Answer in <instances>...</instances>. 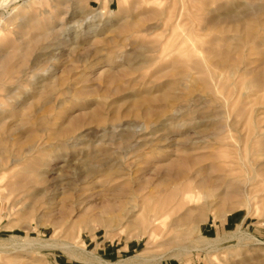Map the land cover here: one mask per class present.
<instances>
[{"label": "rangeland", "instance_id": "1", "mask_svg": "<svg viewBox=\"0 0 264 264\" xmlns=\"http://www.w3.org/2000/svg\"><path fill=\"white\" fill-rule=\"evenodd\" d=\"M1 14L0 45L14 42L4 53L19 48L6 82L22 88L0 91V112L31 101L23 110L45 115L46 95L32 94L38 73L76 89L57 96L47 133L0 125V137L15 131L0 143V264H264V87L252 83L264 69V0H17ZM18 16L43 24L22 28ZM47 26L78 37L69 54L53 60L41 49L49 40H33ZM89 31L96 35L85 39ZM131 94L144 102L134 106ZM42 135L41 151L26 157ZM144 138L155 144L136 152ZM66 141L76 148L59 149ZM81 146L97 151L98 172L88 173ZM18 156L23 163H13ZM185 156L194 160L182 169L204 171L179 183L167 167ZM249 162L262 172L245 185ZM204 178L243 184L233 195L200 186Z\"/></svg>", "mask_w": 264, "mask_h": 264}, {"label": "bare ground", "instance_id": "2", "mask_svg": "<svg viewBox=\"0 0 264 264\" xmlns=\"http://www.w3.org/2000/svg\"><path fill=\"white\" fill-rule=\"evenodd\" d=\"M15 1H17V0H0V8H2V9H6L7 7H9L10 6V2L12 3V2H15ZM28 2V1H27ZM31 2H33V1H31ZM30 2V3H31ZM25 3V2H24ZM18 7H15L14 8V10H16ZM25 8V7H24ZM181 11V10H180ZM28 11H27V9H26V13H27ZM38 15H40V14H38ZM7 16V15H6ZM30 17V16H29ZM27 18V17H25V16H22V17H20L19 18V16L16 18V19H21V27L22 28H25L26 26H28V25H30V23H32V22H35L36 24H38V25H40V23L42 22H38V20H36V19H34V18ZM125 17V16H124ZM174 17V16H173ZM4 15L3 14H1L0 15V23L1 22H3L4 21ZM45 18V17H44ZM120 18H122V17H120ZM176 18V17H175ZM18 19V20H19ZM40 19V18H39ZM125 19V18H124ZM169 19V18H168ZM174 19V18H173ZM179 19V18H178ZM41 20V19H40ZM46 20H48V18L46 19ZM120 20V19H119ZM173 21H176L175 19L173 20ZM172 21V22H173ZM179 22L178 23H180V19L178 20ZM245 21V20H244ZM52 22V21H51ZM119 22V21H118ZM166 22V21H165ZM246 22V21H245ZM250 22V21H249ZM48 23H50V21L48 22ZM48 23H46V24H48ZM116 23H117V21H116ZM120 23V22H119ZM174 23V22H173ZM241 23H243L242 21H240L239 20V22H238V24H236V25H234V28H236V30H239V28H240V24ZM41 24H43V23H41ZM45 24V23H44ZM53 24V23H52ZM51 24V25H52ZM110 24V23H109ZM162 24V23H161ZM165 24V23H164ZM247 24V23H246ZM32 25V24H31ZM49 25V24H48ZM170 25V27H168V28H171V24H169ZM174 25V24H173ZM253 25V24H252ZM258 25V24H257ZM6 26L7 25H4V27L6 28ZM36 26V25H35ZM44 26V25H43ZM50 26V25H49ZM58 26V25H57ZM108 26V25H107ZM114 26V25H113ZM125 26V25H124ZM179 26V25H178ZM178 26H177V28H178ZM0 27H2V25H0ZM17 27V26H16ZM42 27V26H41ZM45 27V26H44ZM48 27V26H47ZM111 27V26H110ZM109 27V28H110ZM173 27V26H172ZM180 27V26H179ZM242 27V26H241ZM245 27H246V25H245ZM248 27V26H247ZM251 27V26H250ZM108 28V27H107ZM106 28V29H107ZM109 28H108V30H109ZM2 29H4V28H2ZM20 29V28H19ZM44 29V28H43ZM92 29V28H91ZM114 29H115V27H114ZM232 29V28H231ZM22 30V29H21ZM90 30V29H89ZM139 30V29H138ZM137 30V31H138ZM173 30V29H172ZM232 30H234V29H232ZM232 30H229V31H232ZM5 31V30H4ZM67 30H65L64 28H56V26L55 27H48V28H45V30H44V32L43 33H41V34H39V35H37V36H34V39L33 40H36L37 42L39 41V40H41V39H43V41H44V39H48L49 41V43H48V45L45 47H43V48H41V49H43L45 52H46V55L49 57H51L53 60H57L60 56H64L65 54H67L68 52L66 51V47H68V42L69 41H72V40H75L76 39V37L77 36H75L74 38L71 36V35H67L68 34V32H66ZM134 31V30H133ZM245 31H246V29H245ZM28 32V31H27ZM96 32V31H95ZM132 32V31H131ZM130 32V33H131ZM138 32H140V31H138ZM138 32H135L136 34L138 33ZM248 31H246L245 33H247ZM256 32H257V30H256ZM115 33H116V30H115ZM120 33V32H119ZM129 33V34H130ZM244 33V34H245ZM23 34V33H22ZM128 34V33H127ZM133 34H134V32H133ZM135 34V35H136ZM249 34H251V33H249ZM25 35V34H24ZM24 35L22 36V39H23V41H22V44H25L27 47H28V49L31 47V44H32V41L33 40H31L32 38L31 37H29V39L30 40H27L26 38H24ZM36 35V34H35ZM91 35H96V34H93V32L92 31H89V33H88V35H86L85 36V39H89L90 37H91ZM118 35V34H117ZM120 35V34H119ZM121 35H123V34H121ZM134 35V36H135ZM251 35H253L254 36V34H251ZM257 35H259V34H257ZM27 36V35H26ZM8 38H9V36H7ZM21 37V36H20ZM125 37V36H124ZM130 37H132L131 36V34L130 35H127V37L126 38H130ZM239 36H237V38H238ZM245 37V36H244ZM252 37V36H251ZM4 38H6V37H4ZM7 38V39H8ZM11 38V37H10ZM28 38V37H27ZM78 38V37H77ZM125 38V39H126ZM246 38V37H245ZM249 37H247V39H248ZM124 39V40H125ZM132 39V38H131ZM241 42H243L245 39H243L241 36H240V38H238ZM255 39V37L253 38V40ZM9 40V39H8ZM122 40V39H121ZM121 40H120V42H121ZM130 40V39H129ZM249 40V39H248ZM5 41V40H4ZM7 41V40H6ZM14 41V40H13ZM86 41V40H85ZM217 41V40H216ZM246 41V40H245ZM75 42V41H74ZM118 42V41H117ZM9 43H12V42H7V43H5V44H3V45H0V91H7V93L8 94H11V92H12V90L14 89V91H15V89H16V91H17V89H19V87H20V84H16L15 85V88H11L10 87V85H9V87H8V85H7V83L8 82H6V80H7V76L9 77L10 76V78H13L12 76H13V74H15L16 72H17V69H18V67L20 66V64H16V65H14V66H10V62H11V58L15 55L14 54V51L15 50H18L19 48H17L16 47V45H15V47L16 48H13L14 49V51H13V53L11 52V51H9L8 52V50H6V52L4 53V50H5V47L7 48L8 47V44ZM116 43V42H115ZM12 44H14V42L12 43ZM74 45H75V43H73ZM76 44H78V42L76 43ZM80 44V43H79ZM78 44V45H79ZM72 45V44H71ZM73 45V46H74ZM12 46V45H11ZM18 46V45H17ZM65 47V48H63V47ZM72 46V47H73ZM75 46H77V45H75ZM240 46V45H239ZM70 47V46H69ZM235 47H238L237 45H235ZM76 48V47H75ZM75 48L73 49L74 50V52H75ZM235 49V48H234ZM99 50V49H98ZM232 50H233V48H232ZM58 51V53L59 54H56V52ZM69 51V50H68ZM23 52V51H22ZM99 52V51H98ZM153 52V51H152ZM7 53V54H6ZM13 54V55H12ZM41 54H43V55H45L44 53H41ZM69 54V53H68ZM144 54H145V52H144ZM142 55L141 57H143V60L145 61V62H143V63H146V62H152L153 60H152V58H150L147 54H145V55ZM229 54V53H228ZM141 55V54H140ZM152 56H153V54H152ZM43 56L41 55V58H42ZM46 57V56H45ZM48 57H46V58H48ZM154 57V56H153ZM40 58V56L38 57V59ZM60 59V58H59ZM114 59V58H113ZM134 59V58H133ZM136 59V58H135ZM47 60V59H46ZM103 60V59H102ZM142 60V59H141ZM42 61V60H41ZM107 61V60H106ZM110 61V60H109ZM112 61H114V60H112ZM132 61V60H131ZM222 61H224V60H222ZM22 62H23V60H22ZM38 62V60L36 59L35 60V62H34V64H36ZM52 62V61H51ZM53 63H54V61H53ZM100 63H102V62H100ZM99 63V64H100ZM105 63V62H104ZM107 63H110V62H107ZM120 64V63H119ZM122 65H123V63H121ZM37 65V64H36ZM35 65V66H36ZM112 65H113V62H112ZM41 66V65H40ZM107 66V65H106ZM109 66V65H108ZM119 66V65H118ZM117 66V67H118ZM247 66V65H246ZM111 68H112V66H110ZM109 67V68H110ZM232 68H231V70L232 71H234V69H235V66H231ZM39 68V67H38ZM42 68V67H41ZM114 68V67H113ZM120 68V67H119ZM20 69V68H19ZM51 69H53V68H51L50 67V71H51ZM98 69V68H97ZM100 69L102 70V68L100 67ZM117 69V68H116ZM230 69V68H229ZM239 69H241V68H239ZM244 69V68H243ZM242 69V70H243ZM245 69H246V67H245ZM28 70V69H27ZM43 70V69H42ZM106 70H107V68H106ZM30 71V70H29ZM34 70H32V72H33ZM47 71V70H46ZM45 70H44V73L46 72ZM240 71V70H239ZM21 72V71H20ZM27 71H24L23 73H24V75H27V73H26ZM35 72H37V69H36V71ZM100 72H102V71H100ZM109 72V71H108ZM107 72V73H108ZM242 72V71H241ZM260 72V71H259ZM34 73V72H33ZM47 73H49V69H48V72ZM99 73V72H98ZM184 73V74H183ZM182 74H183V76L184 77H187L188 76V74L186 73V71L185 72H183ZM245 73H246V71H245ZM38 74H40L39 76L38 75H33V76H35L36 77V83L34 82V88H33V93L32 94H35L36 93V95H38L39 96V94H45L46 95V97H44V109H45V115L44 116H42L41 118H39L38 119V117H35V116H33V115H30V113L29 114H27V112L26 111H24L23 110V108H24V106H26V105H28V104H31L30 102H23V105H21L22 107L20 108V109H17V107H14L13 109H8V108H5V109H3L1 112H0V125L1 124H3V123H5L6 121H8V120H13L14 122H18L17 124L18 125H21V124H29V125H34V126H36V125H39V126H42L43 127V130L47 133V132H49V131H51L53 128V126H54V124L55 123H57L56 122V118H55V111H54V108L56 107V99H57V96L58 95H68V94H72V92L76 89L75 88V84L74 83H72V82H68V83H65V84H63L62 86H59L55 81H54V79H56V77H55V75L52 73V72H50L49 74H47V75H44V76H42V74L41 73H38ZM46 74V73H45ZM101 74V73H100ZM31 75V74H30ZM255 76V75H254ZM253 76V77H254ZM18 77V76H17ZM20 77H22V76H20ZM20 77H18V78H20ZM24 77V76H23ZM29 77H31V76H29ZM28 77V78H29ZM112 77V76H111ZM221 77V76H220ZM58 78V77H57ZM188 78V77H187ZM23 78H21V80H22ZM9 80V79H8ZM14 80V79H13ZM20 80V79H19ZM18 80V81H19ZM20 80V81H21ZM252 83H254L257 87H264V69H263V72L262 73H260L259 75L257 74V76L256 77H254V79H252ZM9 82H12V81H10L9 80ZM44 82V83H43ZM132 83V82H131ZM169 84V83H168ZM167 84V85H168ZM22 85V84H21ZM131 84H129V86H130ZM23 86V85H22ZM121 87V86H120ZM20 88H22V87H20ZM81 88V87H80ZM128 89H130V88H128ZM135 89V91H132L134 94H135V92H136V87L134 88ZM134 89H131V90H134ZM216 89V88H215ZM249 89H250V87H249ZM248 89V90H249ZM129 91V90H128ZM31 92V91H30ZM77 92V91H76ZM31 94V93H30ZM31 94V95H32ZM134 94L132 95L131 94V96H133L132 98H133V104H134V106H139L140 104H142L143 102H144V100H141L140 98H138L137 96H134ZM145 94V93H144ZM168 94V93H167ZM36 95H33L32 97H36ZM153 95V94H152ZM167 96V95H166ZM170 96V95H169ZM168 96V97H169ZM127 97V96H126ZM140 97V96H139ZM151 97V96H150ZM30 98V97H29ZM67 98V97H66ZM127 98H129V96L127 97ZM126 98V99H127ZM153 98H155V97H153ZM164 98H165V96H164ZM32 98H30V100H31ZM64 99V98H63ZM68 99V98H67ZM123 99V98H122ZM119 100V99H118ZM25 101V100H24ZM168 101H169V99H168ZM64 102H66V100L64 101ZM1 103V102H0ZM60 103V102H59ZM114 103H116V102H114ZM0 105H4V103H1ZM64 105V104H63ZM20 106V105H19ZM59 106V105H58ZM4 108V107H3ZM19 110H23V113L22 114H19ZM56 110V109H55ZM187 113V114H186ZM185 114L186 115H188V113L189 112H186ZM149 115H151L149 112H148V114H146V116H149ZM181 115V114H180ZM177 117V116H176ZM176 117H174V123H176L175 122V120L177 121V119L179 118H177V119H175ZM69 118V117H68ZM67 119V118H66ZM70 120H66L67 122H68V124L67 125H64V127H63V129L64 130H68V127H72V123H73V121L71 120L72 118H69ZM74 120V119H73ZM12 124V123H11ZM59 124V123H58ZM57 124V125H58ZM60 125V124H59ZM58 125V126H59ZM63 125V124H62ZM216 125V124H215ZM17 126V125H16ZM177 126V125H176ZM218 127V126H217ZM220 127V126H219ZM60 128V127H59ZM58 128V129H59ZM18 129L20 130V126H18ZM56 129V128H55ZM58 129H56L57 131H58ZM60 131V130H59ZM15 132V131H14ZM14 132H10L11 133V136H13V134H14ZM9 133V134H10ZM39 133V132H38ZM57 133V132H56ZM8 134V135H9ZM19 134V133H18ZM42 134H44L43 132H42ZM3 136L6 138L7 137V135H4V133H3ZM3 136L2 137H0V143H2L3 141H4V139L5 138H3ZM11 136H8L9 138L11 137ZM16 136V135H15ZM68 136V135H67ZM8 137H7V139H8ZM30 138H31V136H29ZM33 137V136H32ZM69 137V136H68ZM13 138H16V137H13ZM55 138V137H54ZM64 138V137H63ZM72 138H74V137H72ZM18 139V138H17ZM44 138H43V135L41 136V138H39L38 140L36 139V140H32V138H31V145H30V147L27 149V151H26V153L28 154V155H26V157L27 156H33V155H35L36 153H38L39 151H41V141L43 140ZM56 139V138H55ZM67 139V138H66ZM65 139V140H66ZM10 141H11V139H9ZM63 140V139H62ZM72 140V139H71ZM6 141H8V140H6ZM5 141V142H6ZM144 142L143 143H141L140 144V141H139V143L137 142V145H133V149H136L135 151L136 152H138V150H140L141 149V146L143 145H145V144H152V143H154L155 144V140L153 141V139H150V140H147V138L145 139L144 138V140H143ZM46 142V141H45ZM44 142V143H45ZM60 142V141H59ZM62 142V141H61ZM43 143V142H42ZM77 142H64L63 144H61L60 146H59V149H61L62 147L64 148V146H67V147H70V148H76V146H77V144H76ZM52 144V143H51ZM44 145V144H43ZM142 146V147H143ZM147 146V145H146ZM135 147V148H134ZM44 148V147H43ZM88 148V147H87ZM87 148H85V147H78L77 148V151H78V155H81V156H83V157H85L86 158V160L88 161L87 162V164H88V166H89V174H90V172L91 173H96V172H98L99 170H100V167L97 165V161H99L98 159H99V155L98 154H96V152H94V153H91V152H88V151H91V150H88V151H86V149ZM56 150V149H55ZM7 150L5 149V148H2V149H0V154H4L5 152H6ZM24 152V151H23ZM46 152V151H45ZM44 153V152H43ZM99 153V152H98ZM53 155V154H52ZM74 155V154H73ZM17 156V155H16ZM39 157V156H38ZM42 157H43V155H42ZM25 157H22V156H18L14 161H13V163H23L22 161H23V159H24ZM37 158V157H36ZM100 158H102V157H100ZM192 161V160H194V158L193 157H191V156H185V158H182V159H180V160H178V161H176V160H172L169 164H168V169L169 170H174V172L176 171L175 169H178V172H177V175H176V177H173V179L176 181V182H179L180 180H184V179H186V180H194L195 179V176H196V174H200V173H202L203 171H204V169L202 168V169H197V170H195L194 172H193V174H192V172L190 171V170H188V171H186V170H184V169H182V163H185L186 161ZM251 160V159H250ZM102 161V160H101ZM251 162H254V161H251ZM251 162H249L250 164H249V167L248 168H251V171L249 170V172L251 173V175H250V177L248 178L249 180H247V181H245L246 183H245V185H248L251 181H253V180H255L254 178H255V175L256 174H258V172H259V168H260V166L258 165V167H256L257 166V164H256V166H254V164L252 165V163ZM29 164H30V162H29ZM105 164V163H104ZM27 165V164H26ZM102 165V164H101ZM252 165V166H251ZM2 166V165H1ZM28 166V165H27ZM87 166V167H88ZM103 166V165H102ZM25 167V166H24ZM29 167V166H28ZM27 167V168H28ZM30 168V167H29ZM185 168V167H184ZM2 169V168H1ZM260 172H262V171H260ZM259 172V173H260ZM249 173V174H250ZM42 174V173H41ZM192 174V175H191ZM174 175V174H173ZM208 182H210L211 184H213L214 186L215 185H217V186H219V185H223L224 187H226V188H232L233 189V195L234 194H236L237 193V191L239 190V189H241V187H242V184H243V181L242 180H240L239 178L237 179H231V180H223V181H218V180H215V179H213V180H208V179H203L201 182H200V186H205V185H208ZM180 183V182H179ZM252 183V182H251ZM245 190V189H244ZM232 193V192H231ZM230 194V193H229ZM228 194V195H229ZM227 197H229V196H227ZM251 199V198H250ZM250 203V202H249ZM113 208V206L111 205V204H109V205H106L105 207H104V210L105 211H109V210H111ZM156 212H158L159 213V209L158 210H156ZM157 214V213H156ZM99 220H103L102 218H99ZM112 221H113V218H112Z\"/></svg>", "mask_w": 264, "mask_h": 264}]
</instances>
